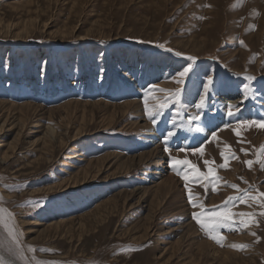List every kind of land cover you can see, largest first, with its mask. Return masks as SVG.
<instances>
[{"label":"rangeland","instance_id":"obj_1","mask_svg":"<svg viewBox=\"0 0 264 264\" xmlns=\"http://www.w3.org/2000/svg\"><path fill=\"white\" fill-rule=\"evenodd\" d=\"M165 101L153 125L145 108ZM242 119L264 120V0H0L1 254L16 264H264V129L237 136ZM221 152L236 157L224 168ZM172 158L204 174L213 162L219 179L188 181L195 209ZM245 189L257 199L232 211L254 216L219 229L221 246L191 214Z\"/></svg>","mask_w":264,"mask_h":264},{"label":"snow or ice","instance_id":"obj_2","mask_svg":"<svg viewBox=\"0 0 264 264\" xmlns=\"http://www.w3.org/2000/svg\"><path fill=\"white\" fill-rule=\"evenodd\" d=\"M241 44H243V41H241ZM160 48H163L164 45H156ZM168 51H171V49H167ZM176 55H180V53H176ZM189 59H194V58H189ZM191 70L190 66H185L181 71L178 72V76L183 78L185 77ZM247 80L251 81L254 79V77H246ZM212 77L208 78V82L205 83L204 85V94L200 95L199 101L195 104V108L198 111H202L205 102H206V94L209 89L210 84H212ZM177 83H183V79H180L177 81ZM250 85L249 84H244L243 87V93H244V99L248 98V92H249ZM175 97H179L180 91L177 90L172 94ZM243 101H241L242 103ZM174 103H178V100L174 101ZM167 106V101L159 104L157 106V110L154 113H149L147 107L145 108L146 114L149 116V119L152 121L153 125L157 123L155 116L159 115L160 111L163 110L164 107ZM228 111L227 115L232 117L236 115V112L233 111V108H236L238 110V105H228L227 106ZM179 114V113H177ZM199 116H192L190 118L191 120H198ZM255 125L256 127L260 129H264V120H238L236 124V128L233 129L235 134L237 136L240 135V132L238 129H242L245 127H249ZM226 127H228L226 125ZM200 131L201 129H197ZM175 133L172 131H169L167 135L164 137L165 143L169 140L170 137L174 136ZM212 137H216V132L211 133ZM165 152L169 151L168 147H165ZM180 151H184V149H180ZM196 152H199L203 154L204 148L201 146L200 148L195 149ZM241 152H245L246 150L241 148ZM261 153H264V146L261 147L260 149ZM221 157L224 159L225 163L221 164L220 167L224 168L227 165V161L229 159L236 158L235 153H232L230 156H225L224 152H221ZM205 167L207 168V174L201 173L200 170L197 168L196 165L192 164L189 160L187 159H177V158H172L170 162V166L176 169V174L181 176V179L185 181V189L187 190V199L188 203L195 209L198 207L196 200L193 198L191 189L188 188V181L192 178L200 179L203 178L204 180H216L219 179V177L216 176L215 170L213 167H211V164L213 162H210L208 160L203 161ZM245 164H247L249 167L253 164L252 160H247L245 161ZM185 166V170L183 174L181 175L180 168L178 166ZM261 167H264V163L261 164ZM190 170V171H189ZM231 187L233 189H237V191H240L237 188V185L232 184ZM212 191H216L215 185L212 187ZM261 197H264V193L259 194ZM257 199L256 196L250 195L249 191L247 189L244 190V194L242 196H234V197H229L228 200L224 202L223 207H220V210L218 211H207L204 209V206L202 204L199 205L200 211H193L192 212V219L195 221L197 225H199L200 229L208 236L209 239L215 241L218 244L222 245V240L223 237L220 235L219 229L225 228L228 230H237V227H248V225L251 222L252 217L254 216L253 213H234L232 211V207H235V204L233 203L234 201H239V203L244 204L249 200L255 201ZM231 205V207L229 206ZM260 206L264 208V202H261ZM214 207H219V206H214ZM2 209H0V213H2ZM260 215H264V212H261ZM3 221V216H0V222ZM252 235H255V233H251ZM10 235H14V233L10 230ZM234 248L242 249L246 247V245H231ZM31 251L32 249L29 248ZM131 250V249H128ZM0 264H4L3 259H0Z\"/></svg>","mask_w":264,"mask_h":264},{"label":"bare ground","instance_id":"obj_3","mask_svg":"<svg viewBox=\"0 0 264 264\" xmlns=\"http://www.w3.org/2000/svg\"><path fill=\"white\" fill-rule=\"evenodd\" d=\"M134 104V103H133ZM135 105V104H134ZM133 106V105H132ZM135 107V106H134ZM128 109H129V107H128ZM131 109V108H130ZM133 109V108H132ZM122 112V111H121ZM1 130V129H0ZM53 132V131H52ZM50 133V132H49ZM48 135H50V134H48ZM51 137H52V135H51ZM49 143V142H48ZM47 144V143H46ZM14 148V147H13ZM11 149V148H10ZM14 151V150H13ZM7 156V155H6ZM156 156V155H155ZM155 158V157H154ZM6 159V158H5ZM4 159V160H5ZM3 160V161H4ZM141 161V160H140ZM144 161V160H143ZM161 165V164H160ZM161 167V166H160ZM160 174V173H159ZM169 179V178H168ZM165 181H167V180H165ZM168 184V183H167ZM169 184H170V182H169ZM165 186V185H164ZM164 188V187H163ZM156 189V188H155ZM158 189H160V188H158ZM158 189H156V190H158ZM163 190V189H162ZM166 190V189H165ZM168 190V189H167ZM161 191V190H160ZM159 192V191H158ZM157 192V193H158ZM36 225H38L37 223L36 224H34V226H36ZM67 227H70V225H68L67 224ZM149 230V229H148ZM67 234V233H66ZM205 245V244H204ZM206 246H208V244L206 245ZM0 259H3V261L4 262H6V263H8V264H16L15 262H11V261H7L6 260V258H5V256L3 255V254H1V252H0Z\"/></svg>","mask_w":264,"mask_h":264}]
</instances>
